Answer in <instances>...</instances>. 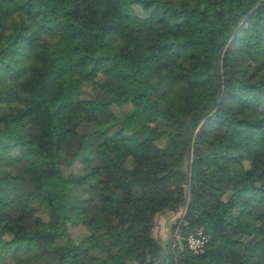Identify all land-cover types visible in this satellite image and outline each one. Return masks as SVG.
Instances as JSON below:
<instances>
[{
	"label": "trees",
	"instance_id": "trees-1",
	"mask_svg": "<svg viewBox=\"0 0 264 264\" xmlns=\"http://www.w3.org/2000/svg\"><path fill=\"white\" fill-rule=\"evenodd\" d=\"M0 149V264H264V0H0Z\"/></svg>",
	"mask_w": 264,
	"mask_h": 264
},
{
	"label": "rangeland",
	"instance_id": "rangeland-1",
	"mask_svg": "<svg viewBox=\"0 0 264 264\" xmlns=\"http://www.w3.org/2000/svg\"><path fill=\"white\" fill-rule=\"evenodd\" d=\"M123 63L125 65H129V63L126 61V60H123ZM14 104V101H8V102H5L4 105L5 106H10V105H13ZM151 125V123L149 124ZM0 152H3V149H0ZM246 164V163H245ZM247 165V164H246ZM180 215V214H178ZM177 217V214L173 217V216H170L169 218L166 217V216H163L161 218H158L157 219V224L156 226L154 227V233L155 235H163L164 237L167 236L168 234V231L170 230V226L171 224L173 223L174 219ZM168 219V220H167ZM95 225H97L96 223H94ZM79 231L83 230V227H80L78 229Z\"/></svg>",
	"mask_w": 264,
	"mask_h": 264
},
{
	"label": "built area",
	"instance_id": "built-area-1",
	"mask_svg": "<svg viewBox=\"0 0 264 264\" xmlns=\"http://www.w3.org/2000/svg\"><path fill=\"white\" fill-rule=\"evenodd\" d=\"M206 241L207 239L205 235L200 231L195 234L188 235L186 238V245L191 251L199 252L203 248Z\"/></svg>",
	"mask_w": 264,
	"mask_h": 264
}]
</instances>
